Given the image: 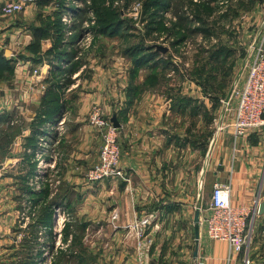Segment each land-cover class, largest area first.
<instances>
[{"label":"crops","instance_id":"obj_1","mask_svg":"<svg viewBox=\"0 0 264 264\" xmlns=\"http://www.w3.org/2000/svg\"><path fill=\"white\" fill-rule=\"evenodd\" d=\"M77 2L62 6L61 23L66 13H71L75 22L74 33L67 40L62 23L64 40L62 42L61 39L59 48L61 52L65 51V56L59 63L43 55L52 49L58 36L52 31L55 21L39 24V15L45 14L42 12L49 8L48 3L39 0L22 13L27 16L38 12L33 27L29 29L13 22L18 15L4 18L0 24V33L11 35L17 46L26 42L28 48L20 53V47H17V52L26 57L25 60L19 61L22 65L16 66L13 75L10 71L0 77V135L4 131L18 130L10 137V147L4 150L0 144V179L2 182L14 179L17 184L18 178H21L18 173L25 167L29 169L26 182L31 187L28 204L32 215L38 210V200H45L50 179L53 178L54 184L66 185L62 192L58 190L49 196L52 225L47 228L52 229L56 221L63 222V225L67 214L89 216L90 225H95L98 232L107 233L108 254L98 264H143L138 259V246L142 241L151 243L150 264H244L245 252L230 257L227 242L208 237L204 217L208 213L215 183L232 184V201L236 205L256 209L264 201V135L261 134L264 130L250 131L241 143L235 144L232 132L224 133L217 139L213 150L211 142L208 145L207 151L212 153L208 155L209 162L203 166L200 240L198 257L194 258L196 182L194 165L188 158L194 147L186 140L187 137L159 127L156 119L159 115H154L150 105H147L149 98L144 99L139 104L140 109L134 111L136 105L128 99L127 92L116 97L115 90L109 85V67L97 66L91 54L85 64L75 66L79 59L74 58L80 53L76 41L92 33L89 25L79 18L78 14L82 12ZM47 27H50V32L43 34L39 43L43 57L37 60L31 51L37 49L34 40L38 30H46ZM64 63L68 66L63 69ZM45 66L48 70L45 72L43 69L42 80L38 82L33 70ZM56 66L63 75L56 71ZM246 71L240 80L245 79ZM67 78L70 83L62 88L60 84H65ZM56 95H59V102ZM98 105L105 111L107 109V118L116 117L121 125V168L124 176L95 185L87 181L86 174L98 163L102 146L99 131L89 123L91 108ZM23 111L26 125L18 128L13 117ZM63 118L67 129L64 134L56 130L58 121ZM184 153H187L185 160ZM8 174L14 175L6 178ZM38 178L40 189L36 188ZM13 216L16 220L19 211L14 210ZM260 216L264 220V215ZM146 218L150 223L143 228L141 235L138 229L137 236L135 225ZM9 224L3 223L2 219L0 221V252L4 234L12 229L19 230ZM253 229L254 226L252 232ZM45 262L44 257L41 260L32 257L12 261L13 264Z\"/></svg>","mask_w":264,"mask_h":264},{"label":"rangeland","instance_id":"obj_2","mask_svg":"<svg viewBox=\"0 0 264 264\" xmlns=\"http://www.w3.org/2000/svg\"><path fill=\"white\" fill-rule=\"evenodd\" d=\"M40 1L49 5L42 12L47 15H39V24H44L51 20L57 22L62 15V5L73 4L76 0ZM77 1L82 12L78 15L92 32L87 47L81 52L79 64H85L91 54L97 66L109 67V85L115 90L116 97L127 92L128 99L136 105L134 111L149 98L147 105L154 115H159L156 118L159 127L188 138L186 140L194 147L188 158L194 165L195 204L202 203L203 166L209 162L212 153H208V145L211 142L213 150L221 134H233L234 130L235 105L233 102L228 104L226 98L245 74L250 57L255 55L254 49L264 48V0ZM37 13L18 14L13 22L29 29L33 27ZM100 19L110 25V34L100 30ZM41 40L36 36L34 42L39 44ZM23 43L17 46L11 35L0 33V77L10 71L13 75L18 62L25 60L26 57L20 56L28 50L26 42ZM37 44V49L31 50L35 58L42 55ZM17 47H20V53ZM142 48L143 51H139ZM11 50L12 54L7 52ZM141 58L143 61L136 65ZM149 63L159 67L150 70L147 68ZM8 81L11 83L10 79ZM98 107L107 116V109ZM23 113L13 117L18 128L26 125ZM65 126L62 134L67 131ZM17 132L16 128L0 135L4 150L10 147V137ZM261 134L264 135V131ZM231 137L234 144L241 143L244 138ZM186 156L184 153L183 160ZM28 172L25 167L18 173L21 178L17 184L14 179L12 182L0 179V221L19 229L4 234L0 264H13L17 258L27 260L32 257L39 260L44 257L48 264H98L100 259L106 258L107 233L98 232L95 225H90L89 216L67 214L60 233L54 226L49 230L43 222L50 194L62 192L66 185L54 184L53 178L50 179L45 200L38 198V210L32 215L28 204L31 188L26 182ZM8 175L6 178L14 174ZM14 210L19 211L16 220ZM261 219L260 215L254 218L250 264H264V220ZM186 261L188 263L190 257Z\"/></svg>","mask_w":264,"mask_h":264},{"label":"built area","instance_id":"obj_3","mask_svg":"<svg viewBox=\"0 0 264 264\" xmlns=\"http://www.w3.org/2000/svg\"><path fill=\"white\" fill-rule=\"evenodd\" d=\"M39 0H0V24L4 18L22 14L26 9L35 5ZM66 26V38L74 33V16L62 18ZM91 39L89 33L76 41V47L80 53L74 60L80 58L81 52L87 47V41ZM258 46L248 65L245 79L239 80L233 88L228 104L234 103L235 114L233 123V136L241 139L250 131H258L264 128V48ZM12 54V53H11ZM18 62L16 66H21ZM68 63L63 64V69ZM43 69L47 66L33 70L38 82L42 80ZM8 100V99H6ZM5 100V102H7ZM65 119L57 123L56 130L62 131ZM89 123L97 129L102 138V146L99 161L87 171L86 178L90 184H99L105 180L122 178L124 172L121 168L120 131L114 127L111 119L107 118L102 108L95 106L89 116ZM43 139L41 138V144ZM1 177V174H0ZM36 183V188H41V182ZM233 188L231 183H215L213 187L211 203L208 213L204 217L206 233L210 239L225 241L230 246V257L248 249L251 240V228L254 218L258 213L249 207L236 205L232 201ZM150 223L148 218L140 220L136 224V234H142L143 228ZM62 225L56 226L55 231L61 232ZM139 239V237H138ZM138 246V259L143 264H150L148 258L151 247L150 241H142ZM63 247V246H62ZM46 261L44 264H48ZM250 262L246 259V264Z\"/></svg>","mask_w":264,"mask_h":264},{"label":"trees","instance_id":"obj_4","mask_svg":"<svg viewBox=\"0 0 264 264\" xmlns=\"http://www.w3.org/2000/svg\"><path fill=\"white\" fill-rule=\"evenodd\" d=\"M63 6V5H62ZM61 16V15H60ZM81 16V15H80ZM80 19H81V17H79ZM184 19V18H183ZM58 21L56 22H54L55 23V25H53L52 26V31H53V33L54 34H57L58 36H57V39H55V42H54V44H53V47H52V49L48 52V54H46V56L48 55V56H50V60L52 61V62H54V61H58V63L60 62V60H63V58H64V56H65V51H60V49L61 48H59V46H61L62 44H61V39H63V28H62V23H61V18L59 17V19H57ZM100 24H101V31H103V32H105V33H108V34H110L111 33V27H110V25L107 23V21H104L103 19H100ZM46 32H50V27H47L46 28V30H38V32H37V34H36V36H39L40 38H43V34H47ZM37 39V38H36ZM63 42V41H62ZM37 45H39V44H37ZM143 51V48L142 49H140L139 51ZM135 52H136V49H135ZM57 54V55H56ZM42 57H43V55H40V57L39 58H37V60H42ZM143 61V59L141 58V59H138L137 60V64L136 65H139V63L140 62H142ZM76 64H75V66H77L78 64H79V60L77 61V62H75ZM74 65V64H73ZM159 66L158 65H156V63H149L148 65H147V68H149L150 70H155V69H157ZM60 71L59 70V68L56 66V71ZM61 72V71H60ZM63 72H61V74H62ZM60 74V75H61ZM63 75V74H62ZM62 75H61V77L59 78L60 79V81H61V78H62ZM70 77V76H69ZM68 77V78H69ZM67 78V80L65 81V84L64 83H62L61 82V86H62V88H65V86H67L70 82H69V79ZM60 83V82H59ZM58 97H59V95H56V98H57V102H59L58 101ZM59 109H60V107H59ZM58 109V110H59ZM59 112V111H58ZM51 207H50V203H49V205H48V207H47V209L45 208V212H44V214H45V217H46V219L45 220H43V222L47 225V227H51V215H50V213L52 214V211H51V209H50Z\"/></svg>","mask_w":264,"mask_h":264},{"label":"water","instance_id":"obj_5","mask_svg":"<svg viewBox=\"0 0 264 264\" xmlns=\"http://www.w3.org/2000/svg\"><path fill=\"white\" fill-rule=\"evenodd\" d=\"M232 93V92H231ZM231 93L226 98V101L228 102L231 98ZM111 122L113 123L114 127L120 128L121 125L116 119V117H113L111 119ZM200 209H201V203H198L195 211V216H194V231H195V241H196V247L194 250V258L198 257V250H199V240H200ZM258 213L259 215H264V201L261 202L258 206Z\"/></svg>","mask_w":264,"mask_h":264},{"label":"bare ground","instance_id":"obj_6","mask_svg":"<svg viewBox=\"0 0 264 264\" xmlns=\"http://www.w3.org/2000/svg\"><path fill=\"white\" fill-rule=\"evenodd\" d=\"M70 16L71 15V13H66V14H64L63 16H62V18L64 17V16ZM74 22H75V20H74ZM62 23H63V21H62ZM63 25L65 26V24L63 23ZM74 30V29H73ZM65 32H66V26H65V30H64ZM86 36V35H85ZM10 52V51H9ZM45 72H46V70H44ZM123 178V177H122ZM211 203V202H210ZM260 204V203H259ZM259 204L257 205V207H256V209L255 210H253L254 212H256V213H258V206H259ZM258 215V214H257ZM256 215V216H257ZM62 223L63 222H61V221H56L55 222V227L56 226H59V225H62ZM204 223H205V221H204ZM205 226H206V224H205ZM254 226V225H253ZM253 228V227H252ZM252 228H251V237H252ZM58 233V232H57ZM213 240V239H212ZM250 246H251V240H250V244H249V246H248V249H246L245 251H243V252H245L246 253V256L244 257V264H246V259H248V261L250 262V260H249V251H250ZM250 264V263H249Z\"/></svg>","mask_w":264,"mask_h":264}]
</instances>
